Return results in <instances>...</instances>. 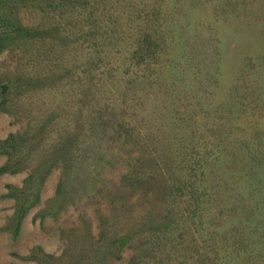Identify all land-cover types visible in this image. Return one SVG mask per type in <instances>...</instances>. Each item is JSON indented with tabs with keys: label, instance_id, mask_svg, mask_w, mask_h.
I'll return each mask as SVG.
<instances>
[{
	"label": "trees",
	"instance_id": "trees-1",
	"mask_svg": "<svg viewBox=\"0 0 264 264\" xmlns=\"http://www.w3.org/2000/svg\"><path fill=\"white\" fill-rule=\"evenodd\" d=\"M207 8L264 18L256 0H0V51L16 50L0 112L26 121L0 139V175L28 171L6 184L13 234L53 168L35 217L81 212L59 255L30 248L34 264H264V57L243 54L213 104L221 37Z\"/></svg>",
	"mask_w": 264,
	"mask_h": 264
},
{
	"label": "rangeland",
	"instance_id": "rangeland-1",
	"mask_svg": "<svg viewBox=\"0 0 264 264\" xmlns=\"http://www.w3.org/2000/svg\"><path fill=\"white\" fill-rule=\"evenodd\" d=\"M256 2L260 7L264 6V0H256ZM253 10L256 12L255 7ZM19 14L21 22L26 24L37 21L39 18V12L32 8H22ZM201 18L212 24L221 37L219 45L221 76L219 87L216 88L213 98V104H217L229 95L230 86L243 61L242 55L247 54L249 57L255 58L260 54L264 57V18L251 13V15L231 14L230 16L228 14L227 17L220 16L215 20L214 11L210 8L202 9ZM13 51L8 49L0 51V71L10 72L13 70L16 64V50ZM261 73L263 76L259 79L260 83L264 85V67L261 68ZM25 124V119L1 111L0 139L5 138L9 133L21 130ZM5 160L6 157L0 155V165ZM120 170L122 168H110L104 173V176L118 180L121 174ZM59 172V168L52 169L40 190V201L25 215L16 234H13L10 221L15 200L5 195L8 190L6 184L20 186L28 171L0 175V264H34V261L28 256L30 248L34 245H40L46 252L59 255L66 245L61 230L76 229L80 226L81 212L74 205H69L54 216H50L48 213L43 217L39 215L35 217V213L44 207L45 201L54 195ZM84 213L90 221L92 232L96 234L98 231L97 214L91 206L85 207ZM128 255V251L124 252V259ZM114 264H126V262H114Z\"/></svg>",
	"mask_w": 264,
	"mask_h": 264
}]
</instances>
